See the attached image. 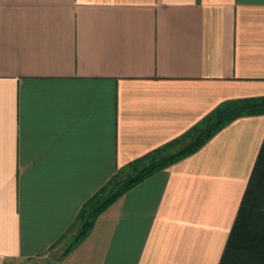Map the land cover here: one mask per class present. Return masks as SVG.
Instances as JSON below:
<instances>
[{
    "label": "crops",
    "instance_id": "obj_1",
    "mask_svg": "<svg viewBox=\"0 0 264 264\" xmlns=\"http://www.w3.org/2000/svg\"><path fill=\"white\" fill-rule=\"evenodd\" d=\"M264 95V0H0V264H218L264 139L234 117L99 213L117 168Z\"/></svg>",
    "mask_w": 264,
    "mask_h": 264
},
{
    "label": "trees",
    "instance_id": "obj_2",
    "mask_svg": "<svg viewBox=\"0 0 264 264\" xmlns=\"http://www.w3.org/2000/svg\"><path fill=\"white\" fill-rule=\"evenodd\" d=\"M257 113H264V95L225 99L181 135L117 168L81 205L65 252L86 237L99 213L125 191L197 150L234 117ZM218 264H264V139Z\"/></svg>",
    "mask_w": 264,
    "mask_h": 264
},
{
    "label": "water",
    "instance_id": "obj_3",
    "mask_svg": "<svg viewBox=\"0 0 264 264\" xmlns=\"http://www.w3.org/2000/svg\"><path fill=\"white\" fill-rule=\"evenodd\" d=\"M67 245L64 244L58 248H56L55 250H52L50 253H49V256L53 259V260H58L61 256V254L65 251Z\"/></svg>",
    "mask_w": 264,
    "mask_h": 264
}]
</instances>
